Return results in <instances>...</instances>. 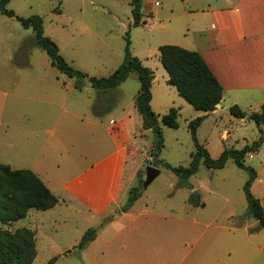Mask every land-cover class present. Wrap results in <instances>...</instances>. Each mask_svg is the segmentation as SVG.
Masks as SVG:
<instances>
[{
  "label": "rangeland",
  "instance_id": "obj_1",
  "mask_svg": "<svg viewBox=\"0 0 264 264\" xmlns=\"http://www.w3.org/2000/svg\"><path fill=\"white\" fill-rule=\"evenodd\" d=\"M203 2L142 0L141 22L136 26L132 25L130 0H9L6 4L19 16H41L44 34L56 42L71 66L89 76H107L116 69L128 39L131 54L153 70L152 109L160 115L170 107L179 109L176 128L159 120L164 141L158 158L151 159L147 150L133 185L127 187L124 195L126 202L130 187L138 185L142 195L135 208L146 204V211L155 215L150 217L155 240L146 246L149 255H144L143 250L133 252L134 264H175L181 259L180 264H264V227L248 215L243 192L248 171L229 158L218 169L200 162L193 175L180 180L162 163L188 165L195 148L187 123L203 116V111L194 109L174 86L167 84L158 46H189L194 18L187 10ZM213 26L210 22L207 28ZM75 82V77L51 66L45 51L34 44L31 28H24L16 18L0 12V162L18 169L40 161L44 165L41 175L58 199L48 210L29 209L25 217L16 221L0 220V231L14 232L21 227L35 231L36 254L31 264H47L51 259L50 264H107L111 257L119 261V253H123L116 243L103 252L101 247L87 251L77 248L86 230L96 232L107 219L99 224L85 220L84 214L71 207L62 184L90 160L86 152L94 148L96 141L87 120L96 119L106 128L111 127L109 120H114L119 109L129 104L139 80L131 72L104 96L86 79L80 89L74 87ZM227 96L221 109L205 115L197 128L198 142L211 157H217L224 148H242L257 140L260 129L264 130V123L257 125L248 118L251 110L261 111L263 102L245 104L241 109L246 117L240 119L229 113L231 103ZM179 103L183 104L181 109ZM72 113L82 114L81 119ZM223 130L226 134L222 136ZM101 131L105 132L103 128ZM144 135L139 140L142 138L151 146L152 131H145ZM53 148L59 150L63 161L50 153ZM149 163L160 173L142 187ZM244 163L256 172L250 190L264 210L263 140L257 151L245 155ZM119 225L121 228L130 224L122 220ZM120 234L128 237L126 228ZM132 257L126 264H133Z\"/></svg>",
  "mask_w": 264,
  "mask_h": 264
},
{
  "label": "crops",
  "instance_id": "obj_2",
  "mask_svg": "<svg viewBox=\"0 0 264 264\" xmlns=\"http://www.w3.org/2000/svg\"><path fill=\"white\" fill-rule=\"evenodd\" d=\"M187 11L194 18V23L193 36L187 41L190 45L185 48L200 53L223 87L218 106L212 111L203 112V119L205 115L221 109L226 94L229 103L237 104L240 108L245 104L250 106L253 102L264 104V0H216L215 3L205 0L199 7H189ZM210 22L214 26L208 29ZM69 87L73 86L69 84ZM98 91L102 96L108 94ZM136 93L137 91L129 104L119 109L116 118L109 120L111 127L106 128L96 119L87 120L96 141L94 148L86 152L90 160L62 184V189L70 196L71 207L84 214L85 220L97 223L107 218L97 229L95 236L83 247L85 251L91 247H101L103 252V249L109 250L115 243L118 244L123 251L122 254L119 253V261L111 257L107 264H126L133 252L141 250L147 256L150 250L146 246L155 240V228L150 221V217L155 215L146 211V204L135 208L142 193L122 210L127 187L131 186L136 170L152 146L148 147L142 138L139 140L149 129L142 127L141 115L134 107ZM179 104L181 109L183 104ZM253 111L258 110L255 108L250 113ZM72 114L74 118L81 119L82 114ZM224 134L226 132L223 130L222 136ZM50 153L63 161L59 150L53 148ZM70 161L75 163L73 159ZM43 167L44 165L37 161L26 168L18 169L33 171L51 191L41 175ZM122 220H126L130 225H121L120 228L119 223ZM125 228L128 237L123 238L120 233H123ZM73 242L70 244H74ZM132 259L134 264L135 258Z\"/></svg>",
  "mask_w": 264,
  "mask_h": 264
},
{
  "label": "trees",
  "instance_id": "obj_3",
  "mask_svg": "<svg viewBox=\"0 0 264 264\" xmlns=\"http://www.w3.org/2000/svg\"><path fill=\"white\" fill-rule=\"evenodd\" d=\"M9 0H0V12L6 16L16 18L24 28L33 31L34 44L45 51L51 66L70 77H75L74 87L80 89L82 80L86 79L90 85L103 92L115 89L125 81L131 72L137 74L139 88L134 98V107L142 118V127L153 133L152 146L149 151L151 159H156L163 146V135L159 120L166 126L176 128L178 126V109L170 107L168 112L159 115L151 106V83L154 78L153 70L143 65L140 59L131 54L129 40L124 47V56L119 66L107 76H89L75 69L60 54L58 45L43 31L41 16L37 14L22 17L6 7ZM142 0H130L132 25L141 22ZM159 60L167 73L166 82L174 86L178 95L182 97L194 109L209 112L215 109L223 94V87L217 77L206 64L200 53L175 44H161L158 46ZM261 111H253L248 115L257 125L264 123V104ZM229 113L237 118L246 116L237 104L228 108ZM203 116H197L187 123L194 151L190 154L187 166H172L162 162L163 166L177 175L180 180H186L193 175L200 164L207 168L218 169L224 167L227 159L232 158L237 167L248 171L249 175L243 184V192L247 201L248 215L257 220L260 227H264V210L257 198L251 193L250 187L256 176L255 170L245 165L246 154L258 150L262 140L264 141V130L260 129L261 136L246 143L240 149L224 148L217 157H211L208 151L198 142L197 128ZM152 163V160L150 161ZM142 180L139 179V183ZM141 194L138 185L129 189L127 201L122 206L125 210ZM193 194V193H191ZM58 202L57 197L47 188L43 181L29 169H12L8 164L0 162V220L3 223L16 221L25 217L29 209L47 210ZM105 218L103 222L106 220ZM34 231L28 227L15 229L14 232L0 231V264H31L36 254ZM95 236V229L86 230L77 244L82 249ZM17 238L8 243L12 238ZM53 260H49L50 264Z\"/></svg>",
  "mask_w": 264,
  "mask_h": 264
},
{
  "label": "water",
  "instance_id": "obj_4",
  "mask_svg": "<svg viewBox=\"0 0 264 264\" xmlns=\"http://www.w3.org/2000/svg\"><path fill=\"white\" fill-rule=\"evenodd\" d=\"M216 106H218V103L216 104ZM164 172H167V170ZM159 173L160 170L149 163L144 170L145 178L142 182V187H146L148 184H150L152 180L155 178V176H157Z\"/></svg>",
  "mask_w": 264,
  "mask_h": 264
}]
</instances>
